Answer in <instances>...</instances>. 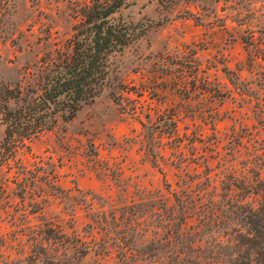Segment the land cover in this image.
Returning <instances> with one entry per match:
<instances>
[{"label":"rangeland","instance_id":"374dc122","mask_svg":"<svg viewBox=\"0 0 264 264\" xmlns=\"http://www.w3.org/2000/svg\"><path fill=\"white\" fill-rule=\"evenodd\" d=\"M83 1L0 0V86L26 89L44 60L70 50ZM118 16L138 36L111 57L114 86L35 136L19 153L24 167H0V264H47L60 254L66 264H119L113 247L66 254L44 238L46 229L84 241L94 229L100 241L102 230L89 226L95 211L142 198L175 204L177 190L196 188L203 153L215 170L240 172L248 160L261 166L251 133L264 138V0H127ZM4 134L0 118V141ZM181 155L188 158L179 165ZM161 214L145 225L162 229ZM173 250L162 247L139 264H179Z\"/></svg>","mask_w":264,"mask_h":264},{"label":"trees","instance_id":"16d2710c","mask_svg":"<svg viewBox=\"0 0 264 264\" xmlns=\"http://www.w3.org/2000/svg\"><path fill=\"white\" fill-rule=\"evenodd\" d=\"M126 4L127 0L83 1L81 18L69 38L70 50L59 49L56 56L43 59L39 81L26 89L18 83L0 86V118L5 123L0 167L12 166V162L24 167L19 153L30 148L35 136L53 129L60 119H72L85 103L114 86L111 57L138 36L121 16L116 17ZM116 88L110 94L119 100L122 94ZM260 111L264 113V103ZM170 133L173 138L180 134L174 119ZM251 134L255 138L252 159L258 158L260 167L248 160L240 172L233 165L215 170L203 153L199 162L205 170L197 176L196 188H186L182 193L177 190L175 204L159 207L142 198L109 213L97 210L96 216H91L95 224L89 226L97 227L96 232L102 230L100 241L94 229L91 241L62 229L54 237L48 231L50 227L44 238L48 242L53 239L66 254L69 249L87 253L93 246H97V253L110 254L113 247L119 264H139L165 246L174 249L172 257L179 264H264V138L258 142L259 137ZM176 146L180 148L181 143ZM187 158L181 155L177 164ZM15 180L18 182V177ZM159 212L167 213L160 215L157 224L162 229H153L151 223L145 225L146 217ZM63 257L60 254L44 260L47 264H66Z\"/></svg>","mask_w":264,"mask_h":264}]
</instances>
